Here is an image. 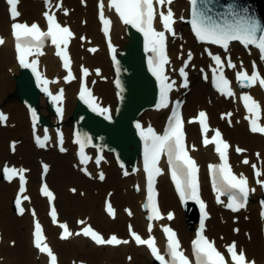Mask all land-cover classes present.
<instances>
[{
	"label": "bare ground",
	"instance_id": "bare-ground-1",
	"mask_svg": "<svg viewBox=\"0 0 264 264\" xmlns=\"http://www.w3.org/2000/svg\"><path fill=\"white\" fill-rule=\"evenodd\" d=\"M58 2L60 0H53L52 9L56 12L58 20L69 23L72 30L78 33V36L81 32L87 34L92 39V44L96 45L97 51L93 54L88 52L86 46L89 44V41L86 40L84 43L79 40L78 36L70 40V68L75 72V78L70 82H65L64 80L67 70L63 68L61 59L55 55V47L52 44L47 43L41 51L42 54L37 55L42 72L51 79L52 93H56L62 87L67 90L64 113L59 119L48 111L46 93L42 92L40 108L43 117L46 120L49 119L51 125L47 124L44 126L49 132L47 148L39 149L34 144L32 138L31 143L26 142L23 145L20 143L22 136H31L32 131L36 130H31L34 126L29 119L30 112L26 108V105L20 101L16 93L15 76L20 74V67L16 62L11 26L8 18V7L4 0H0V28L6 41L4 45H0V104L5 96L11 94L5 108L1 109L0 106L1 112L8 116L6 127L0 123V173L3 163H18L16 166L9 165V167L20 166L29 169L28 174L30 178L27 190V194H30V199L24 202L26 212L23 215H19L16 212L14 204L17 198L19 180L15 179L12 182L4 179L0 180V264H49V258L46 254L39 253L33 246L35 220L44 223L46 226L45 232L47 237L45 241L48 242L53 253L57 255L59 264H72V259L76 257L82 260L77 261L75 264H78L80 261L86 264H153L152 262L155 258L152 256L150 250L146 246L137 245L133 240L128 239V225L132 224L139 232L147 233L148 223H152V231L157 234L158 242L163 245L162 227L166 223H171L177 228L181 237V245L184 248H188L198 225L196 222L192 223V225L188 222L186 214L188 208H183L179 204L174 190L168 181L167 173L162 172L158 177L161 190L160 197L164 209L163 218L149 221L146 218V211L143 210L146 194V177L142 169V160L138 162V168L135 171L118 169L113 155L109 153L103 156L100 168L94 166L93 160V163L90 161L88 165H82L77 160V146L71 144V121L64 130L63 144L61 145L57 140L56 128L58 124H66V120L70 117L77 102L80 84V72L77 69L80 70V65L103 67V75H107L109 81L95 84L94 93L98 95L97 102L101 105L110 104L112 114L115 113V105L117 103L116 92L110 86L112 84L111 58L108 54L98 21V0H62V8L56 9L55 4ZM212 2L221 3L225 8L229 4L235 5L237 9H242L243 6L246 8H257L253 0H214ZM170 6L175 10L177 15L174 30L176 35H171L169 38V52L173 57L171 69L177 70L187 58L188 51H193L195 53L194 58L190 61L188 67L192 80L196 78L197 70L200 71L210 60L204 53L201 54L200 48L203 49V44L195 43L191 36L190 26L188 27L182 22L183 18H187L190 15L189 1L173 0ZM66 8L70 9L68 15L62 13L63 9ZM198 8H203V5L199 2ZM45 10H47L45 4L40 0H21L20 2L21 17L29 21L34 19L42 20V13ZM105 10L108 15H112L115 18L112 25V38L119 47L118 52H115L119 54L124 45L130 41V38L126 35L125 25L117 19L112 10H109L107 6H105ZM249 14L255 18V15L258 13L249 10ZM217 18L223 19L220 16ZM228 19L232 20L233 18L228 17ZM249 49H251V53L248 52ZM231 51L237 65L233 72L235 78V92L233 96L225 99L216 90H211L209 83L200 80L199 86L196 89L192 88L188 93L193 94L196 102H194L191 96H187V103L184 109L185 111L186 109L188 110L186 112L188 115L195 114L200 108H207L210 111L213 127L223 129L226 136L232 142L233 147L241 146L245 149L244 154L234 155L235 166L240 173L252 179L251 163L257 161L259 158L261 159V162H259L260 171L264 173V137L251 133L247 129L245 110L237 99L236 71L242 70L239 61H242L243 69H247L250 66V61L253 57L258 56V53L255 47L249 46V48H245L239 42L231 43ZM98 78L100 79V76L92 74L88 77V82L92 83ZM193 90L194 92L192 93ZM173 93L175 96H180L184 94V90L177 85ZM257 94L258 102L262 106L261 122L264 123V95L260 92H257ZM205 97L211 99L207 104L205 103ZM196 105L195 110L193 108ZM221 112L231 114L232 125L226 124L219 117V113ZM168 113L169 110L166 108L157 110L152 107L150 110L145 111L140 117L143 128L146 129L149 126L163 127ZM188 128L189 139L192 144L191 149L200 161L204 173V186L207 189L208 177L205 166L210 159H218V155L213 151L211 146L200 145L197 124L189 125ZM37 131H40L41 134L44 132L42 128H37ZM11 142L15 144V152H12ZM61 147L68 149L71 155L67 152L61 153ZM71 149H73L75 155ZM88 153H91L90 155L93 159L96 157L95 150H88ZM257 153H259V156H257ZM245 158L250 162L247 165L242 163V160ZM42 161L50 164L51 169L47 177L53 183L51 185L57 187L59 191L57 192L55 201L60 212L58 224L51 223L48 218V201L39 194L41 181L40 162ZM36 163L39 166L38 170L33 168ZM83 166H87L89 174L82 172ZM101 172L104 174L103 180L99 179ZM125 172L128 174L125 175ZM89 179H94L95 182H91ZM37 180H39V183ZM72 189L76 191L73 192ZM253 189V196L247 203V212L244 213L245 210L240 209L241 211L239 210L237 214L232 213L233 215L224 209L223 206L214 204L212 196L209 195L213 217L207 221L205 229L208 235L215 239L216 245L220 249L226 250L228 244L236 241L239 248L245 249L249 258L254 259L256 264H264V245L262 244V240L264 239V218L259 213L261 208L259 206V183L253 181ZM94 192H97L99 195H93ZM110 198H113V202L117 207L114 216L105 210L108 200H111ZM33 208L36 210V213L33 211ZM129 211L131 215H129ZM169 212L174 214V219H167ZM230 216H238V223L234 224ZM68 219L75 220V229H79L81 225L79 221L90 219L100 231L106 234L116 232L122 240H129V243L96 245L90 238L83 235H73L67 240H62L58 236L59 225L61 223H68ZM236 226L240 227L238 233L232 231ZM12 241H15L14 245H12ZM59 250L63 253L60 252L59 254ZM129 257H131L130 260Z\"/></svg>",
	"mask_w": 264,
	"mask_h": 264
},
{
	"label": "snow or ice",
	"instance_id": "snow-or-ice-1",
	"mask_svg": "<svg viewBox=\"0 0 264 264\" xmlns=\"http://www.w3.org/2000/svg\"><path fill=\"white\" fill-rule=\"evenodd\" d=\"M47 10L43 11L42 16L46 21V30H42L40 25L36 22L30 25L27 22H18L17 18L20 16L18 11L19 0H7L9 5V14L12 21L11 35L14 38V47L17 53L19 64L24 68H31L36 73V79L43 88V91L48 94L53 103L59 105L63 100V89H60L56 94H53L49 88L48 79L42 77L37 70L38 61L30 57L42 54L40 49L44 45L46 40H50L51 44L55 47V55L62 61V66L67 70V75L64 76L65 82H70L75 77L70 70V56L67 51V47L71 38L74 37V33L68 26H62L57 20L56 12L53 11V0H44ZM173 0H107V8L114 10L119 19L125 25H131L137 28L144 34L145 37V50L153 53L154 55L149 57L148 65L152 74L159 81V103L158 109L169 107V93L173 89L175 81H170L168 75H166L165 66L170 63L168 56L165 54L166 46V33L175 36L173 25L175 23V13L171 8ZM198 2L203 5V8H198ZM212 0H191V26L195 37L201 41L217 45L222 47L225 52L229 49L231 42H239L245 48L249 46L255 47L260 55V59L264 60V26L249 14L247 8L237 9L235 5L229 4L226 6L224 13H218V16L223 19L214 17L211 12L212 8L209 5ZM56 9L62 8V0L55 4ZM99 19L103 24V32L108 35L110 32L111 20L105 16V3L104 0H99ZM162 10V9H165ZM65 15H68V10L63 9ZM228 17H232L230 20ZM162 26V30H157L155 27L156 21ZM83 40L84 37H81ZM6 43L3 37H0V45ZM90 52H96V48H90ZM115 52V49H113ZM183 55V54H181ZM208 55L214 61L215 67L213 68L212 83L214 87L223 95L233 96V92L229 86L230 82L225 77L222 69L225 61L222 60L219 54H213L208 52ZM115 57L113 56V59ZM227 67L236 68L230 57H226ZM192 60V52L189 50L187 53V59L183 61V66L178 69L179 75L183 78L182 87H188V74L186 68L189 62ZM255 62H253V70L249 74L246 70H243L241 63V71L236 73V79L240 82L242 87H252L259 84L264 88V77L255 70ZM83 76L89 75L87 68H82ZM219 72V75L217 73ZM99 73V70H97ZM207 80V75L204 76ZM119 86V81H117ZM79 97L85 104L89 105L93 111H99L102 115L109 112L108 108H100L95 98L86 86L81 85ZM246 111L249 116L250 131L252 133L264 134V126L258 123L256 118H253L254 114L260 111V104L251 95L244 94L241 97ZM176 108L172 109L171 116L169 117L168 127L163 134H157L152 127H148L146 130L137 123L136 127L140 129V135L145 142L144 149V170L147 173V200L144 207L149 211L147 219L149 221L162 219L161 212L159 211L157 202L155 200L154 180L155 176L161 174V169L158 167V161L161 154H166L168 163L171 166V179L175 183L176 191L179 193L181 201L194 200L200 206L202 213V219L200 221V230L196 235V238L192 241V248L194 254V261L190 260L188 256L181 250V244L177 237L176 232L169 226L163 227V232L166 236V254H162L161 250L157 247L155 238L149 236L148 238H142L140 234L135 231H131V237L134 242L140 246H146L152 256L160 262V264H256L254 259H250L247 256L246 250L239 248L236 241H232L226 246L227 258L224 253L217 249L215 242L209 240L204 235L205 219L208 217V213L205 210L206 205L199 195V183H198V165L195 159L189 154L185 144V133L183 131V120L178 110L179 101L176 102ZM57 113L62 114V108L57 106ZM230 117L231 114H225ZM31 117L33 122L36 121V111L31 110ZM110 118V116L108 117ZM225 118V116H222ZM7 116L0 112V123L7 121ZM198 122L201 125L203 134V144L205 146L214 145V151L218 154L220 163L210 164L209 169L212 173V187L217 193V202L223 203L220 200L221 195L228 197L226 207L233 212H238L246 206V202L249 197L248 179L242 173L237 175L233 172L232 166L229 163L228 151L231 145L222 138L221 132L217 129L214 131V135L208 138L209 126L207 124V114L204 111H200L198 116L189 121V123ZM229 123L231 121L229 120ZM36 143L40 147H45L49 137L47 134L43 138L36 136ZM76 143L80 145V162L82 164L87 163L89 157L84 153V143L80 140L79 136L76 139ZM60 144H63V137H60ZM12 148L14 150L15 144ZM64 151V148H60ZM193 150H195L193 148ZM237 153H243L245 149L236 147ZM259 156V153H257ZM103 157L96 159L97 165ZM242 163L247 165L249 160L247 158L242 160ZM44 170L47 171L48 166L45 164ZM251 167L255 170L257 166L252 164ZM27 170L24 168H15L4 165L2 172L4 178L11 182L15 177L19 178L20 192H24L25 175ZM86 172L87 169H84ZM125 175L128 173L125 172ZM264 175L261 171H255V176L258 178L257 183L264 186V180H260L259 177ZM99 179H104V174H99ZM75 192V189H72ZM43 195L49 200L53 199V193L49 191L47 185L42 188ZM24 200L28 197L24 196ZM17 210L19 214L23 215L25 209L21 206V197H17L15 200ZM264 205V201L261 202ZM106 210L110 215H115L114 209L111 203H108ZM35 215V213H33ZM129 215L131 212L129 211ZM264 216V212L261 213ZM53 222H56V211L53 208L51 212ZM167 219H174V214L169 212ZM83 224L84 221H79ZM63 231L60 234V239L67 240L73 235H83L90 238L96 245H120L128 244L129 240L119 239L116 235H112L109 238L103 237L99 232L93 228L84 227L81 231L73 233L69 230L68 225L61 223L59 225ZM153 230V224L149 223L147 226L148 233ZM238 232L239 229H234ZM250 238V236H249ZM12 245L15 241L11 242ZM33 246L41 254H46L49 258L50 264H57V257L54 255L53 250L45 242V236L40 223L37 221L34 226L33 232ZM131 257H129V260Z\"/></svg>",
	"mask_w": 264,
	"mask_h": 264
},
{
	"label": "water",
	"instance_id": "water-1",
	"mask_svg": "<svg viewBox=\"0 0 264 264\" xmlns=\"http://www.w3.org/2000/svg\"><path fill=\"white\" fill-rule=\"evenodd\" d=\"M253 2L257 8L247 9L258 13L255 19L263 26L264 0H253ZM209 7L212 8L211 14L214 17H219L218 13H224L226 10L225 6L218 2H212ZM243 8L246 7L243 6ZM129 35V43L119 56H114L115 58L112 59L113 84L117 95L115 113L108 112L102 115L99 111H93L79 97L72 115V137L73 142L77 144L76 139L79 136L84 143V151L94 148L97 157H102L106 152L112 153L119 167L135 170L145 149L144 140L136 124H140L139 118L145 111L158 104L159 83L149 69L150 52L143 48V35L132 27L129 29ZM15 78L16 93L20 101L28 108L33 126L43 125L44 127L50 124L49 119L46 120L40 111V97L44 91L32 70L21 67L20 74ZM48 104L52 109L51 98H48ZM32 109L36 111L35 122L31 117ZM77 145L80 150V145ZM196 217L197 213L193 210L189 218L196 219ZM153 264H160V262L156 260Z\"/></svg>",
	"mask_w": 264,
	"mask_h": 264
},
{
	"label": "rangeland",
	"instance_id": "rangeland-1",
	"mask_svg": "<svg viewBox=\"0 0 264 264\" xmlns=\"http://www.w3.org/2000/svg\"><path fill=\"white\" fill-rule=\"evenodd\" d=\"M199 77H197V78H195V79H193V85H192V87H194L195 89L199 86ZM110 86H112L113 87V85L111 84ZM114 89V88H113ZM194 89V90H195ZM194 90L192 91V93L194 92ZM11 94H9V96H10ZM9 96H5L4 97V99L2 100V102H1V108H5V106H6V103H7V100L8 99H10V97ZM187 96H191L192 98H193V94H187ZM188 98V97H187ZM12 99V98H11ZM193 100H194V102H196V99H194L193 98ZM4 102V103H3ZM205 102H206V104H207V102H208V100H207V98L205 97ZM195 108H196V106H195ZM194 109V108H193ZM48 114H49V112H48ZM71 121V115H70V117L69 118H67V120H66V124L65 125H63V126H67L68 124H69V122ZM31 141V137H30V135L29 136H25V137H21L20 138V143L23 145V144H25L26 142H30ZM31 143V142H30ZM71 144L72 145H74L73 143H72V141H71ZM13 145V143L11 142L10 143V146H12ZM75 146V145H74ZM89 150H93V149H89ZM72 152L74 153V151L72 150ZM68 154H70L71 155V153H69L68 152ZM73 158H74V155H73ZM70 161V160H69ZM6 163H3V165H2V167H1V173H0V180H2L3 179V174H2V168H3V166L5 165ZM9 164H18V163H9ZM32 166V165H31ZM33 167V166H32ZM38 164L36 163V165H34V169H37L38 170ZM71 169H73L72 167H70ZM118 169H121V168H118ZM126 170V169H125ZM90 180V179H89ZM38 181V180H37ZM91 182H95V180L94 179H91L90 180ZM93 195H99L97 192H94L93 193ZM103 201H104V199H103ZM69 222H74V220L73 219H70V221ZM263 242H264V240H263ZM59 252H61V253H63L62 251H60L59 250ZM73 259H78V257H76V258H73ZM73 261V260H72Z\"/></svg>",
	"mask_w": 264,
	"mask_h": 264
}]
</instances>
